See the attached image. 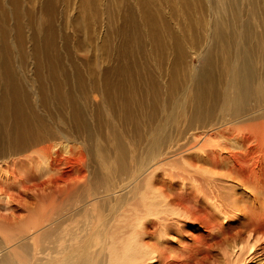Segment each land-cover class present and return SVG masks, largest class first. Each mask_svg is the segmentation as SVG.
Segmentation results:
<instances>
[{
	"label": "bare ground",
	"instance_id": "6f19581e",
	"mask_svg": "<svg viewBox=\"0 0 264 264\" xmlns=\"http://www.w3.org/2000/svg\"><path fill=\"white\" fill-rule=\"evenodd\" d=\"M98 1L106 32H120L91 73L118 130L98 153L105 175L15 223L10 204L83 174L69 144L96 115L66 111L73 127L57 118L34 131L19 108L13 149L0 145V264H216L215 247L221 264L264 256V0ZM31 141L51 154L12 161Z\"/></svg>",
	"mask_w": 264,
	"mask_h": 264
},
{
	"label": "rangeland",
	"instance_id": "374dc122",
	"mask_svg": "<svg viewBox=\"0 0 264 264\" xmlns=\"http://www.w3.org/2000/svg\"><path fill=\"white\" fill-rule=\"evenodd\" d=\"M116 22L114 20L113 25ZM189 33L191 38H195V47L201 48L197 50L200 53L205 48L204 34L199 33L198 27ZM119 35V31L112 29L109 34L106 32L102 3L98 0H0V145L6 144L9 151L13 149L10 138L19 108L29 121L25 122L31 123L34 131L42 121L54 123L53 119L57 118L73 127L66 111H90L93 117L96 114L91 123L85 120L82 123L83 127L90 125L88 130L94 133L95 141H86L89 131L80 129L74 136L79 140L69 144L74 152L71 159L74 162L79 159L78 163L85 172L82 174L76 167V174L72 173V177L79 171L85 180H77L81 177L77 175L74 177L76 181L70 180L73 183L68 181L62 186L61 193L47 190L40 197L33 195L35 192L25 194L18 208L16 202L9 205L17 212L13 219L15 223L25 218L29 211L40 214L42 207L67 204L65 199L78 198L82 192L89 191L90 183L96 177L105 175L104 162L98 158V153L105 154V149L109 150L110 135L118 130L113 126L115 120L103 112L107 108L101 81H94L92 75H97L94 73L96 66L105 64V52H112L120 45ZM186 59L188 65L196 69L202 67L197 55L188 53ZM142 62H146L148 72L149 67L154 68L151 60ZM104 123L110 126H104ZM46 145L31 141L22 154L12 156V161L28 160L31 154L40 151L47 157L51 152ZM215 248L211 253L214 254L212 259L221 264L223 254L219 247ZM197 263L203 264L199 261L192 264ZM246 264H264L263 254Z\"/></svg>",
	"mask_w": 264,
	"mask_h": 264
}]
</instances>
